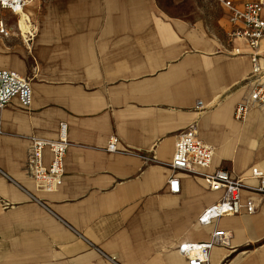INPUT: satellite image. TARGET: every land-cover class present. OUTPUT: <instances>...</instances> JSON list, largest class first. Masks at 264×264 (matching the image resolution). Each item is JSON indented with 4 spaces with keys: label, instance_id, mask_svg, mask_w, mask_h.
I'll return each instance as SVG.
<instances>
[{
    "label": "crops",
    "instance_id": "0c3cea01",
    "mask_svg": "<svg viewBox=\"0 0 264 264\" xmlns=\"http://www.w3.org/2000/svg\"><path fill=\"white\" fill-rule=\"evenodd\" d=\"M220 4L215 13L181 0H29L28 22L0 6V19L24 28L0 37V69L32 85L29 107L15 97L0 108V264H187L179 245L215 229L228 236L209 264H264V199L253 213L202 226L222 193L185 172L180 192L169 190L178 136L199 102L210 106L200 137L214 147L199 170L250 185L253 168L264 172V107L235 117L254 86L251 49L231 37ZM61 123L64 183L47 192L27 156L33 138L57 139Z\"/></svg>",
    "mask_w": 264,
    "mask_h": 264
},
{
    "label": "built area",
    "instance_id": "2783aa9c",
    "mask_svg": "<svg viewBox=\"0 0 264 264\" xmlns=\"http://www.w3.org/2000/svg\"><path fill=\"white\" fill-rule=\"evenodd\" d=\"M29 0H0V6L10 9L27 21L24 7ZM229 11V21L233 26L231 37L244 39L251 49L250 56L253 63L254 86L249 95V101L239 104L235 109V117L244 120L253 106L264 107V0H245L242 4L234 0H219ZM26 27V25H24ZM23 26H16L0 19V37H16L24 33ZM26 32V31H25ZM33 37L31 31L28 32ZM235 54H242L238 47ZM19 97L24 107H29L32 101V85L28 78L17 73L0 69V108H4L13 98ZM203 102L197 105L199 114L192 124L183 130L177 139L176 150L170 164L172 176L169 179V190L179 193L181 180L179 172L199 176L210 191L221 192L220 199L207 207L199 216L198 223L211 226L223 216L236 215L242 211L253 213L258 208V201L264 199V172L255 167L249 178L255 179L257 184L246 183V178L238 177L225 169L214 172L200 171L208 169L213 161L214 147L205 143L200 137L199 118L209 110ZM68 125L61 123L57 139H43L35 137L27 156L29 170L37 183L47 192L59 191L64 183L65 158L69 147ZM52 154L49 163L45 161V151ZM109 151L117 150L115 139H111ZM246 193V198H243ZM228 232L215 229L203 241H187L179 245V253L186 259L187 264H209L210 252L214 246L224 243Z\"/></svg>",
    "mask_w": 264,
    "mask_h": 264
},
{
    "label": "rangeland",
    "instance_id": "374dc122",
    "mask_svg": "<svg viewBox=\"0 0 264 264\" xmlns=\"http://www.w3.org/2000/svg\"><path fill=\"white\" fill-rule=\"evenodd\" d=\"M165 2V1H164ZM167 3V2H165ZM181 3L189 5L191 7L194 6H206L209 7L210 11L217 12L218 10L221 11V4L219 0H181ZM222 14L220 13L219 16Z\"/></svg>",
    "mask_w": 264,
    "mask_h": 264
}]
</instances>
